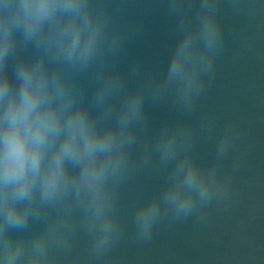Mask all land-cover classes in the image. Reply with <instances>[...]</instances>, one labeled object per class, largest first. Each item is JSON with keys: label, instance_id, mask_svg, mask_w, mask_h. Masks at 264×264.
<instances>
[{"label": "water", "instance_id": "water-1", "mask_svg": "<svg viewBox=\"0 0 264 264\" xmlns=\"http://www.w3.org/2000/svg\"><path fill=\"white\" fill-rule=\"evenodd\" d=\"M96 2L106 5L97 51L87 66L75 65L72 83L85 104L104 91L105 109L127 118L126 126L114 125L125 138L117 147L136 160L148 152L150 162L119 183L108 175L89 186L79 172L71 174L55 199L37 196L23 230L0 217V264L5 242L9 254L19 250L16 264L29 256H42L43 264H264V0ZM209 23L218 34L206 50ZM49 27L31 39L13 30L0 69L14 78L20 62L45 58L40 42ZM114 34L121 39L110 49ZM185 41L205 59L216 56L201 94L187 106L183 86L168 78L172 55ZM136 102V115L128 117ZM229 128L232 142L218 165ZM168 143L206 165L208 177L230 184V194L186 217L162 207L143 237L137 210L167 184L171 164L160 162L158 149ZM106 225L109 246L96 252Z\"/></svg>", "mask_w": 264, "mask_h": 264}, {"label": "clouds", "instance_id": "clouds-1", "mask_svg": "<svg viewBox=\"0 0 264 264\" xmlns=\"http://www.w3.org/2000/svg\"><path fill=\"white\" fill-rule=\"evenodd\" d=\"M105 9L96 0H0V61L8 52L13 30L31 39L50 25L47 38L40 42L45 58L35 64L20 62L14 78L0 69V217L13 231L23 230L37 196L42 201L55 199L68 187L71 174L79 172L89 186L108 175L119 183L137 165L150 162L148 152L136 160L132 151L117 147V141L125 138L114 125L126 126L127 118L113 117L111 109H105L104 91L95 93L92 104H85L72 83L75 65L87 66L97 51ZM217 34L209 23L206 50L214 47ZM120 39L114 34L108 47L115 48ZM215 58L205 59L190 41L175 50L168 78L183 86L186 106L201 94ZM138 107V102L131 104L127 116H135ZM94 108L99 112L94 113ZM113 118L115 123H110ZM232 132L226 129L219 144L218 165L232 142ZM158 151L160 162L171 164V169L165 188L137 210L135 220L143 237L149 235L162 207L186 217L231 190L230 184L208 177L206 165L187 158L172 143ZM110 231V225L103 228L96 252L109 246ZM3 248L4 264H16L19 250L9 254L7 242ZM43 259L29 256L24 264H43Z\"/></svg>", "mask_w": 264, "mask_h": 264}]
</instances>
